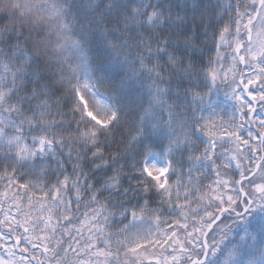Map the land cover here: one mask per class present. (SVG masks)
I'll return each mask as SVG.
<instances>
[{
	"label": "trees",
	"instance_id": "trees-1",
	"mask_svg": "<svg viewBox=\"0 0 264 264\" xmlns=\"http://www.w3.org/2000/svg\"><path fill=\"white\" fill-rule=\"evenodd\" d=\"M260 11V0H0V236L13 239L34 264H72L74 254L65 256L69 237L90 229L93 238L85 232L77 242H107L112 264H165L174 256L187 264L189 255L202 264H264V146L256 147L237 79L243 71L237 43ZM36 56L39 65L29 62ZM82 58L98 94L118 110L111 128L54 106L80 84ZM101 62L110 69L103 87L93 78ZM36 73L46 77L39 85ZM49 82L42 98L49 107L41 109L31 97ZM250 84L263 110L264 76ZM87 96L85 113H94L95 98ZM16 139L37 150L25 155L8 143ZM157 153L170 154L172 179L189 186L185 212L172 209L143 169ZM105 162L107 171L95 170ZM112 176L135 194L110 196L104 185ZM241 180L255 207L238 215L242 196L231 205L227 187L232 192ZM29 207L43 212L40 224L49 223L47 254L23 250L22 219L2 221L4 211L18 218ZM210 215L216 219L208 224ZM141 226L166 238L139 242L134 233ZM201 226L207 248L189 243L188 233L197 235L193 228ZM174 240L188 251L171 252Z\"/></svg>",
	"mask_w": 264,
	"mask_h": 264
},
{
	"label": "rangeland",
	"instance_id": "rangeland-1",
	"mask_svg": "<svg viewBox=\"0 0 264 264\" xmlns=\"http://www.w3.org/2000/svg\"><path fill=\"white\" fill-rule=\"evenodd\" d=\"M255 24L254 34L252 36V44L247 51L249 52V54H256L253 61L256 60L257 62L251 64L248 69L246 68L244 74L245 78L250 83L254 81V78L259 79V77L264 76V58L259 59L264 48V9L258 22ZM81 66L82 67L79 71L80 85L83 86L85 83L92 85L90 81L87 61L83 58ZM82 90L84 89L82 88ZM85 91H89L92 94V92H95V89L91 87L86 89ZM240 95L245 100L244 94L240 93ZM254 95L258 96V94L256 93ZM95 99L96 101H99L105 105H109L107 99L100 95H96ZM248 106L249 108H252L251 104H249ZM212 112L213 111H211V113ZM103 114L105 113H102V115ZM88 117L94 119V115L92 113H88ZM218 121L214 122V124H217ZM262 121H264V111L260 112L256 116L257 125H259L264 130V127L261 126ZM2 142H4V138L2 137V127L0 125V148H2ZM8 143L15 145V147L19 148L20 151H22L27 156L34 154L37 150L36 146L32 144H26V142L22 141L21 139L10 140L8 141ZM169 155L168 153L165 155L159 153L151 156L143 166L144 171L149 177L153 178L156 181L159 189L171 204L178 203L177 207H175L177 208V212H179L180 210L186 211L188 210V205L186 203L188 199L189 186L185 185L181 181L182 178L180 180H173L171 178L173 173V165L170 161ZM260 190L262 192L264 188H260ZM227 200L230 202V204L236 203L238 202V196L229 194ZM16 216V214H12V211H4L2 221L5 220L7 223H19V220L22 219V229L27 232L26 234L21 235L23 250H35L36 252L41 251V253L47 254L48 248L46 247H48V243L46 241H48V236L45 233L48 229L49 223L45 225L40 224L41 220H44L43 212H38L32 207H29L25 210V212H23L22 216H18V218H16ZM92 231L93 229H90L87 232L84 230H80L74 236L69 237L72 239L65 247V256L68 252L74 254L71 260L72 264H112V261H114L112 251H110V248H108V246L110 245L107 242H104L100 247L98 245V240L94 241L93 244L89 243L88 245H85L83 247L80 246V242H77V238L81 237L85 232L86 235H88L89 238L92 239ZM134 234L137 235V240L139 242L148 241V244H156V241L161 242L163 238H166L165 232H158L155 235V232H153L150 227L145 226L139 227ZM15 245L13 243V239H10L8 237L7 239H5L0 236V264H34L31 261L30 257L21 253V251ZM179 246L180 244L177 243V240H174L172 247L169 249L171 252H177L181 250ZM166 260L167 262H170L172 260V257H166ZM56 264H60V262L58 261V263Z\"/></svg>",
	"mask_w": 264,
	"mask_h": 264
},
{
	"label": "snow or ice",
	"instance_id": "snow-or-ice-1",
	"mask_svg": "<svg viewBox=\"0 0 264 264\" xmlns=\"http://www.w3.org/2000/svg\"><path fill=\"white\" fill-rule=\"evenodd\" d=\"M260 5H261V8L264 9V0H260ZM17 39L19 40L20 38L18 37ZM7 42L11 43L12 37H9ZM57 43H59V41H57ZM28 46H29V48H31L32 47L31 43H29ZM51 46H52L51 42L44 45L43 51L41 52V56L46 55L47 49ZM213 47L215 48L216 45L214 44ZM37 48L39 49L40 46L37 45ZM21 55H23V53H21ZM57 55H59V54H57ZM41 56L29 58V62L31 64L39 65L41 63ZM105 64H106V62H101L99 67H97L93 73V78H94L95 84L99 85L100 87L104 86V81L107 79L109 72H110V69H108L105 66ZM33 75H34L33 83H35L37 85H39L42 81H44L46 79L45 76H43L39 73H36ZM52 75L54 78L55 73H53ZM52 87H53V84L51 82H49L46 85V87L37 88L34 90L31 99L38 100V107H40L41 109H46L49 107L48 101L46 99H42V98L46 97L48 95V89L52 88ZM91 87H93V85H90L87 83H85L83 86H81L79 83L72 85L71 92L67 96H63L59 100H57L55 102L54 106L57 109H59L61 107V105L68 107L73 119L78 118V121L87 120L88 123L93 124V125H95L96 122L99 121V123L105 125L106 128H111L119 120L118 110L113 112L111 106L105 105L99 101H95L94 98L97 95L96 92L92 93L93 100H94L95 105H96V110L93 113L94 119L89 118L87 116V114L85 113V103H89L90 108H91V103H92V102L88 101L87 92L85 90L88 88H91ZM82 88L84 90H82ZM249 91H252V89L250 88ZM113 92H115V89H113ZM31 99L29 100V103H31ZM101 113H105L106 115L102 116ZM42 114L43 113H41V115ZM57 114L62 116V117L65 115V113L59 112V111ZM33 115L35 116L36 114L33 113ZM244 115L247 116V113H244ZM261 126L264 127V121L261 122ZM44 143H45V141H41V147H40L41 152L44 151V147H43ZM47 143H52V141H47ZM262 143H264V141H262ZM100 151H101V149L96 147L95 151L93 152V155L96 156L97 153H99ZM262 159H264V158H262ZM94 168L98 172L99 171H107L108 165L105 162L104 164L94 165ZM169 170H171V169H169ZM84 179L87 181L89 179V177H87V175H85ZM88 187H91V185H89ZM104 187L108 191L109 195L112 197H115V198L128 197L129 192H133L135 194V192L137 191L136 189H132L131 187H127V188L124 187L118 176L108 177L106 182H105ZM140 191L147 193L149 191V189L142 186ZM101 194H103V193H101ZM121 207H122V204H121ZM221 211H223V209H221ZM131 215L133 217V221H135L136 213L132 212ZM127 218H128V216H127V214H125L124 219H127ZM157 219H159V216H157ZM215 219H216L215 215H210L209 220H208V224H211ZM169 227L172 228V224H169ZM179 227H183L186 229L187 225L181 224V225H179ZM193 232L197 233V235L193 236V233L189 232L188 233L189 243L192 244L194 247L196 245L202 243L203 247L207 248L209 246L208 245V239H207L208 234L204 231V226H201L200 228H193ZM201 237H203V239H201ZM156 242L159 243V241H156ZM177 243L180 244V249H181L182 253L188 251V249L185 248L182 243H180L179 241H177ZM180 259H181L180 256H174L172 258V264H179ZM165 264H168L167 260L165 261ZM187 264H202V262L199 259H195L191 255H189L187 258ZM225 264H227V262H225Z\"/></svg>",
	"mask_w": 264,
	"mask_h": 264
},
{
	"label": "water",
	"instance_id": "water-1",
	"mask_svg": "<svg viewBox=\"0 0 264 264\" xmlns=\"http://www.w3.org/2000/svg\"><path fill=\"white\" fill-rule=\"evenodd\" d=\"M248 39H251V34H249L248 36ZM244 64V63H243ZM240 84L243 86L245 92H246V95L247 97L254 103L255 105V110L252 112V115H251V121L253 122V116H254V113L256 111V108H257V102L255 101V99L250 95V91H249V87L248 86H245L244 85V82L242 79H240ZM262 140L264 141V135L262 136Z\"/></svg>",
	"mask_w": 264,
	"mask_h": 264
},
{
	"label": "flooded vegetation",
	"instance_id": "flooded-vegetation-1",
	"mask_svg": "<svg viewBox=\"0 0 264 264\" xmlns=\"http://www.w3.org/2000/svg\"><path fill=\"white\" fill-rule=\"evenodd\" d=\"M244 50H245V47L243 46L242 51H244Z\"/></svg>",
	"mask_w": 264,
	"mask_h": 264
}]
</instances>
